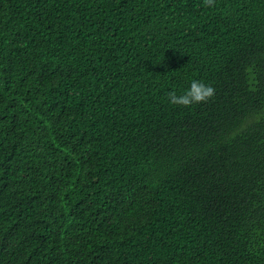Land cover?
I'll list each match as a JSON object with an SVG mask.
<instances>
[{
  "label": "trees",
  "instance_id": "16d2710c",
  "mask_svg": "<svg viewBox=\"0 0 264 264\" xmlns=\"http://www.w3.org/2000/svg\"><path fill=\"white\" fill-rule=\"evenodd\" d=\"M0 264H264V0H0Z\"/></svg>",
  "mask_w": 264,
  "mask_h": 264
},
{
  "label": "clouds",
  "instance_id": "9594fccd",
  "mask_svg": "<svg viewBox=\"0 0 264 264\" xmlns=\"http://www.w3.org/2000/svg\"><path fill=\"white\" fill-rule=\"evenodd\" d=\"M215 91V88L211 84L200 80H193L182 95H177L175 92L170 93L169 101L173 105L189 107L193 104L209 101L215 96Z\"/></svg>",
  "mask_w": 264,
  "mask_h": 264
}]
</instances>
